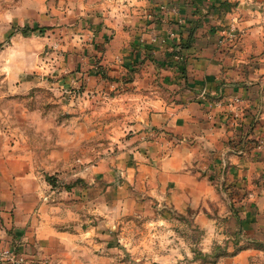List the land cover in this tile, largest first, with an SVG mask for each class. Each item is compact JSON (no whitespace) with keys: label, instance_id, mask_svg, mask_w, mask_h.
Here are the masks:
<instances>
[{"label":"crops","instance_id":"0c3cea01","mask_svg":"<svg viewBox=\"0 0 264 264\" xmlns=\"http://www.w3.org/2000/svg\"><path fill=\"white\" fill-rule=\"evenodd\" d=\"M90 2L97 5L90 8L89 27L82 22L38 32L42 46L51 40V46H77L70 47L78 52L74 72L73 56L64 51L57 69L68 74L57 81L39 79L59 90L57 99L73 121L59 124L61 131H72L69 139L75 141L90 139L99 126L128 130L114 137L115 155L98 160L101 166L90 181L99 185L90 192L110 191L104 181L119 170V205L130 183L144 196L191 212L193 225L203 229L204 253H212L216 243L229 244L230 253L215 254L204 264H264V151L258 147L264 136V0ZM18 15L12 4L0 8V34ZM4 80L7 92L8 83L15 89L8 76ZM69 85L80 87L79 94L65 92ZM116 114L118 123L112 119ZM99 115L107 119L90 124ZM4 125L0 249L16 248L24 260L0 264H97L99 259L111 264V252L90 247L109 243L110 237L100 241L90 227L80 228L83 222L73 212L78 205L60 196L77 191L54 194L48 188L45 170L60 169L70 145L60 136L55 149L41 152L31 143L30 122ZM223 176L226 193L233 195L229 201L216 183Z\"/></svg>","mask_w":264,"mask_h":264},{"label":"rangeland","instance_id":"374dc122","mask_svg":"<svg viewBox=\"0 0 264 264\" xmlns=\"http://www.w3.org/2000/svg\"><path fill=\"white\" fill-rule=\"evenodd\" d=\"M6 3L14 5L19 15L14 18V23L8 26L5 35L0 34V124L9 127L22 123L23 120L30 122L27 130L31 143L33 146L39 144L38 150L41 152L49 153L55 149L56 139L60 136L66 145H70L66 162L61 168L52 173L47 171L48 169L45 170L46 180L48 188L55 190L54 194H58L61 189L74 188L72 191H77L73 194L62 193L60 196L66 202L70 200L78 205L73 212L78 215V221L83 222L80 228L87 230L90 227V235L98 237L100 241L110 237L109 243H90L92 250L99 252L105 249L111 252V264H204L214 261L215 254L230 253L227 242L216 243L212 253H204L199 243L201 237L203 238V229L193 225L191 212L188 215L176 211L160 199L153 200L144 196L130 183L125 185L127 195L121 197L125 198V201L119 205L118 184L122 176L119 170H116L117 166L112 163L110 167L115 169L116 173L112 175L113 179H108L103 184V187L110 188V191H101L100 194L90 192V187L99 185L96 181H90L95 168L101 166L98 160L106 153L111 152L113 155L118 148L114 137L126 135L128 130L120 128L117 124L108 128L99 126L90 134V139L84 137L82 141L69 139L72 131H61L59 124L73 121L57 99L56 92L59 90L47 82L40 83L39 79L43 77L47 81H57L61 76L68 74L69 71L60 73L57 69L61 66L60 53L64 51L70 55L69 58L73 56L74 63L71 68L74 72L78 52L70 47L77 46H51L54 40L42 46L43 40L38 32H48L63 26L70 27L72 24L81 25L82 22L89 27L90 8L97 3L92 4L90 0H1L0 8ZM27 26L30 29L22 31V28ZM14 34H18V37L12 42L11 37ZM152 34L150 32V35ZM7 76L15 85L14 89L8 83L9 93L4 85V77ZM24 80H30L27 87L17 88V84ZM67 89L72 90L67 92L68 94L77 95L75 92L80 87L69 85ZM24 108L30 113L22 117L19 112ZM100 116L97 119L95 116L91 117L90 124H101L107 119ZM119 118L117 114L112 115V119L117 120V123ZM20 131L21 129L17 130ZM79 156L83 159L79 160ZM47 175H53L55 182L51 183ZM216 183L222 190V196L227 201L232 200L233 195L226 193L227 186L223 184L221 188L220 183ZM84 188L89 190L82 191ZM231 203L233 204L232 201ZM104 235L106 237H102ZM189 251L194 252L192 256L187 255ZM96 263L105 264L101 259Z\"/></svg>","mask_w":264,"mask_h":264},{"label":"built area","instance_id":"2783aa9c","mask_svg":"<svg viewBox=\"0 0 264 264\" xmlns=\"http://www.w3.org/2000/svg\"><path fill=\"white\" fill-rule=\"evenodd\" d=\"M229 34L234 35V30L229 31ZM56 46V45H54ZM176 57L177 58H181L180 53L176 52ZM72 90H68L66 89V92H70ZM77 95L79 94V90H77ZM236 114H238V110L236 111ZM258 147L260 149H262L264 151V136L260 137L258 139ZM24 257L18 255V253L16 252V248L13 247H9V248H1L0 249V261H12V262H16V261H23Z\"/></svg>","mask_w":264,"mask_h":264},{"label":"trees","instance_id":"16d2710c","mask_svg":"<svg viewBox=\"0 0 264 264\" xmlns=\"http://www.w3.org/2000/svg\"><path fill=\"white\" fill-rule=\"evenodd\" d=\"M28 29H30L28 26L27 27H24L22 28V31L26 32ZM47 179L51 182V183H54L55 182V179H54V176L53 175H47ZM241 248L243 246H240ZM239 248V247H238Z\"/></svg>","mask_w":264,"mask_h":264},{"label":"water","instance_id":"95a60500","mask_svg":"<svg viewBox=\"0 0 264 264\" xmlns=\"http://www.w3.org/2000/svg\"><path fill=\"white\" fill-rule=\"evenodd\" d=\"M224 180H225V178H224V176H223L222 179H221V183H220L221 188H222V186H223V184H224Z\"/></svg>","mask_w":264,"mask_h":264}]
</instances>
